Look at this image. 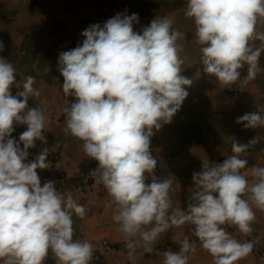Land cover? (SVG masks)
I'll use <instances>...</instances> for the list:
<instances>
[{
	"label": "clouds",
	"instance_id": "1",
	"mask_svg": "<svg viewBox=\"0 0 264 264\" xmlns=\"http://www.w3.org/2000/svg\"><path fill=\"white\" fill-rule=\"evenodd\" d=\"M185 15L195 24L203 73L228 85L241 78L246 65L245 79L256 78L264 55V0H187ZM134 23L138 13L93 23L82 31V44L60 53L63 93L75 98L63 108L65 132L82 140L84 153L98 162L93 177L116 204L113 219L130 260L141 242L151 252L161 234L187 225L214 264H237L252 251L255 238L241 241L226 226L250 234L255 209H264V166L252 167L251 180L242 173L248 160L241 154L257 137L248 143L234 139L232 155L223 162L203 160L202 171L192 176L187 209L177 208L171 199L174 177H157L151 137L172 122L189 95L185 86L193 83L182 74L178 41L184 34L173 28L170 16L156 17L140 32ZM34 84L29 75L21 86L14 64L0 56V261L44 264L51 251L56 264H90L92 242L74 239L73 215L84 218L85 206L57 190L54 181L41 184L37 169L50 167L45 149L26 162L36 140L45 139L43 110L28 107L31 97L40 96ZM13 85L20 89L16 94ZM237 122L264 126V110ZM14 123L27 125L19 140L12 136ZM196 249V241L185 235L178 251L164 252L163 264H188Z\"/></svg>",
	"mask_w": 264,
	"mask_h": 264
},
{
	"label": "crops",
	"instance_id": "2",
	"mask_svg": "<svg viewBox=\"0 0 264 264\" xmlns=\"http://www.w3.org/2000/svg\"><path fill=\"white\" fill-rule=\"evenodd\" d=\"M260 27L264 29V25ZM13 64L16 69L17 80L20 81L21 86L27 76L35 77L34 86L40 89V96L31 97L28 107H38L43 110L46 116V129L43 130L45 139L36 140L35 147L28 150L29 156L26 162H31L36 155L45 149L48 153L47 162H53V167L37 169L41 184L43 185L48 180L54 181L57 190L65 196L71 193L77 203L86 208L84 218L73 215L74 239L91 241L94 251L102 248L105 244L113 245L115 250L105 252L102 255L101 264H163L164 252L168 250L178 251L180 242L185 235H188L197 244L196 251L189 254L188 264H214L213 257L199 247V241L191 235L187 225L179 228L173 227L161 234L151 252H147L143 242H141L136 247L135 260H130L126 241L119 230L118 223L113 219L117 207L112 197L106 189L88 190L78 176L81 169L89 168L98 162L84 153L82 140L65 132L66 114L63 112V108L67 106L68 99L72 101L75 98H67L64 95L62 89L63 76L59 71L31 73L19 64ZM260 65L262 70L253 80L245 79L247 76L246 65L241 69V78L234 83L239 88V94L234 96L228 95L227 85L220 83L215 76L205 73L206 85L202 95L206 97L207 102H205L204 109H201L200 117L206 119L207 133L210 135V139L194 145L185 143L182 146L185 147L186 145L189 149H198L201 152H199L200 156L195 158L196 160L184 164L180 171L169 170L170 159L167 160L159 153L158 149L161 148L158 142L159 131H154V135L151 137V151L158 161L156 174L161 180L170 176L174 177L173 187L175 191L171 193V199L177 208L187 209L190 196L189 189L194 187L192 176L194 172L202 171L203 160L209 163L223 162L227 155H232L234 139L240 143H248L255 136L257 137V143L241 154L242 158L248 160V165L242 170L243 174L248 175L251 180L252 167L254 165L264 166V126L245 128L243 125L246 122H237L239 116L255 112L257 109L264 110V55L261 56ZM19 90L17 86L13 85V94ZM224 126L233 129L226 144L219 138ZM14 128L15 131L12 136L19 140L20 134L27 129V125L14 123ZM21 147H23L22 142ZM171 164L173 163L171 162ZM150 182L151 177L149 176L146 183ZM255 212L256 217L252 222L253 231L250 234L240 233L234 225L226 226L227 231L237 239L245 241L255 238L254 245L262 246L260 255L256 256L251 251L238 260L237 264H264V209L256 208ZM44 264H56V258L51 251Z\"/></svg>",
	"mask_w": 264,
	"mask_h": 264
},
{
	"label": "rangeland",
	"instance_id": "3",
	"mask_svg": "<svg viewBox=\"0 0 264 264\" xmlns=\"http://www.w3.org/2000/svg\"><path fill=\"white\" fill-rule=\"evenodd\" d=\"M186 5L187 0H0V42L4 45L0 55L27 72H58L60 53L82 44V31L93 23L103 25L118 13H138L139 23L133 27L140 32L156 17H172L173 28L184 34L178 41L184 60L182 74L193 83L185 86L189 95L172 122L159 130L158 150L170 159L169 170L178 172L201 152L182 146L210 139L206 119L200 117L207 102L202 95L206 74L202 71L201 46L196 42L194 21L185 15ZM232 130L223 127L219 135L223 143Z\"/></svg>",
	"mask_w": 264,
	"mask_h": 264
},
{
	"label": "built area",
	"instance_id": "4",
	"mask_svg": "<svg viewBox=\"0 0 264 264\" xmlns=\"http://www.w3.org/2000/svg\"><path fill=\"white\" fill-rule=\"evenodd\" d=\"M226 89L228 93L232 96L239 94V88L236 84H228L226 86ZM50 167L48 169L53 167V162L48 161ZM98 163L94 164L93 166L81 169L78 173L79 178L82 181V184L88 189V190H96V189H105L103 185L98 184L95 182L93 177V170L97 167ZM110 250H115V247L110 244H105L102 248L95 250L93 254V258L90 262V264H101L102 255ZM262 252V246L260 245H254L252 249V253L256 256L260 255Z\"/></svg>",
	"mask_w": 264,
	"mask_h": 264
}]
</instances>
